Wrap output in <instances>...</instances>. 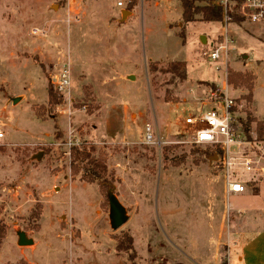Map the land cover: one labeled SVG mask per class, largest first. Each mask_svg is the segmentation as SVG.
<instances>
[{
	"label": "rangeland",
	"instance_id": "obj_1",
	"mask_svg": "<svg viewBox=\"0 0 264 264\" xmlns=\"http://www.w3.org/2000/svg\"><path fill=\"white\" fill-rule=\"evenodd\" d=\"M117 2L86 0L76 19L64 0H0V264H239L236 232L264 229L253 220L264 187L228 200L215 150L194 145L185 120L227 83L246 147L262 155L264 21L228 24L234 43L218 71L206 53L225 24L184 22L180 0L135 1L133 15ZM173 65L186 80L166 72ZM64 66L69 95L52 84ZM111 197L125 210L119 229ZM20 233L34 244L20 247Z\"/></svg>",
	"mask_w": 264,
	"mask_h": 264
},
{
	"label": "built area",
	"instance_id": "obj_2",
	"mask_svg": "<svg viewBox=\"0 0 264 264\" xmlns=\"http://www.w3.org/2000/svg\"><path fill=\"white\" fill-rule=\"evenodd\" d=\"M74 18L81 16V7L86 0H64ZM135 1L144 5L146 0H122L117 2V6L122 10H128ZM203 6H211L221 9L224 33L219 41L211 50L206 53L208 59L218 64L217 70L221 71L220 65L227 66L230 48L234 41L230 36L228 24L234 23L235 19L241 22L249 21L259 23L264 21V0H197ZM227 76V72L224 71ZM54 89L61 95H69L72 88V75L68 66H64L62 71L52 78ZM218 92L213 93L216 98L215 105L210 111L199 113L185 120V125L194 127L191 135L194 145H208L215 150L217 156L216 165L225 181V194L227 199L243 194L251 184L258 182V175L263 170L258 168L260 158L252 157V149L246 146L247 134L242 125L236 120L238 107L237 101L229 96V86L227 83L218 87ZM4 135L0 134V138ZM152 127L147 125L146 143L155 144ZM228 210L232 208L228 204Z\"/></svg>",
	"mask_w": 264,
	"mask_h": 264
},
{
	"label": "crops",
	"instance_id": "obj_3",
	"mask_svg": "<svg viewBox=\"0 0 264 264\" xmlns=\"http://www.w3.org/2000/svg\"><path fill=\"white\" fill-rule=\"evenodd\" d=\"M126 12H129L128 14L133 15L131 11H127V10H122L121 15H125ZM255 84H256V81H255ZM255 93H256V88L254 85V88H253V113H254V116L257 117L258 104H257ZM257 119H259V118L257 117ZM261 121H264V117H263V120H261ZM259 144L261 145L259 147V149L262 151L261 152L262 155L259 156V158H260L261 162L263 163V169H262L263 171L260 172L258 175V177H259L258 182L250 185L245 193H251V194L253 193L254 194V189H256L257 192L255 194H258V193H260V191L264 187V142H259ZM224 187H225V183H224ZM240 195L241 194L235 195L233 197H237ZM230 206L233 210V206L231 204H230ZM237 212L240 213L242 211L238 210ZM254 216L255 217L253 218V220L258 219V220L264 222V215L257 213ZM236 235L239 236V238H237V240H238V242H240L235 247L237 263H239V264H264V229L259 230L258 232H256L251 237L248 235L247 231L236 232ZM231 264H232V262H231Z\"/></svg>",
	"mask_w": 264,
	"mask_h": 264
},
{
	"label": "trees",
	"instance_id": "obj_4",
	"mask_svg": "<svg viewBox=\"0 0 264 264\" xmlns=\"http://www.w3.org/2000/svg\"><path fill=\"white\" fill-rule=\"evenodd\" d=\"M183 4V15H182V19L184 22L186 23H191L193 21H195V17L197 15H201L203 17V20L206 22H222L223 20V16H222V11L219 8L216 7H211V6H196L195 2L197 0H180ZM133 8V6H131L129 8V11H131ZM176 67H178L176 69ZM180 65H173V67L167 69L166 72H177L178 77L184 81L187 79V75H186V71H182L180 69ZM49 98L51 102H56L55 101V96L54 94L50 91L49 92ZM244 130L246 132V134H249V125H244ZM257 136H258V140L260 142H264V121H261L257 124ZM73 155H75V159H78V157L80 156V153L78 150L73 151ZM83 158H89L90 155H82ZM91 183L94 182H101L102 179L99 177V175H97L96 173H94V177L91 178L89 180ZM6 236V229L3 225H0V246L2 244L3 239ZM128 243L129 245L131 244V239L128 238Z\"/></svg>",
	"mask_w": 264,
	"mask_h": 264
},
{
	"label": "water",
	"instance_id": "obj_5",
	"mask_svg": "<svg viewBox=\"0 0 264 264\" xmlns=\"http://www.w3.org/2000/svg\"><path fill=\"white\" fill-rule=\"evenodd\" d=\"M129 12H126L128 14ZM202 41L206 42V38L204 37ZM21 101V99H15L13 101L14 104H18ZM39 159L41 158V155L38 156ZM110 208H111V220H112V226L114 229H119L122 227L127 219L125 216V210L124 208L118 203L115 197L110 198ZM18 245L20 247H27L34 244V241L32 239H28L25 233L18 234Z\"/></svg>",
	"mask_w": 264,
	"mask_h": 264
}]
</instances>
